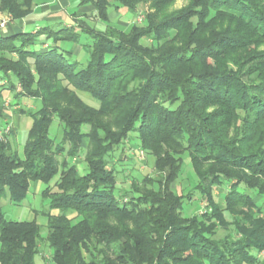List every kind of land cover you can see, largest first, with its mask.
Returning <instances> with one entry per match:
<instances>
[{"label": "trees", "instance_id": "16d2710c", "mask_svg": "<svg viewBox=\"0 0 264 264\" xmlns=\"http://www.w3.org/2000/svg\"><path fill=\"white\" fill-rule=\"evenodd\" d=\"M33 1L0 0V12L20 20ZM87 1L103 22L109 10L134 13L148 3L153 11L128 29L61 27L55 44L38 50L31 47L42 30L0 34V121L9 94L40 101L15 110L31 119L22 156L0 139V198L18 205L39 181L48 210L40 211L43 236L35 217L10 220L0 207V264H37L42 241L51 249L42 264H264L255 201L264 202V0H186L177 10L175 0ZM82 34L90 40L84 65L56 45ZM53 117L62 125L58 141L49 133ZM131 132L159 179L145 175L119 190L113 151ZM84 139L80 171L73 159ZM183 154L196 183L177 195L168 186ZM216 187L225 188L234 232L220 237L227 221ZM194 191L210 210L183 216Z\"/></svg>", "mask_w": 264, "mask_h": 264}, {"label": "rangeland", "instance_id": "374dc122", "mask_svg": "<svg viewBox=\"0 0 264 264\" xmlns=\"http://www.w3.org/2000/svg\"><path fill=\"white\" fill-rule=\"evenodd\" d=\"M186 4V0H175L173 4L170 6V10H177L184 6ZM111 10H109L110 12ZM153 11L148 3H141L138 5L136 11L132 13L133 17L129 21V24L127 26L123 27L128 29L130 24L136 23L141 24L142 21L145 18V15L148 12ZM131 15V13L129 12ZM8 18V15H5L4 13L0 12V19ZM9 22V21H8ZM43 35H40L36 43L31 47L32 49L38 50L41 47V42H43L46 38L41 37ZM51 42L53 41L52 38H50ZM87 40V41H86ZM81 41V40H80ZM83 44H87V42H90V40L86 37L84 39L82 37ZM141 42L143 44L149 43V40L142 39ZM83 54H80L77 61L81 63V65H84L86 62V56H82ZM68 61H73L71 58H67ZM18 87V85H17ZM20 89L19 87L17 90ZM79 96L88 104L92 106H96L97 103L92 100L87 94L84 93H78ZM11 96H8V101H6V111L5 117L1 119L0 121V139L1 140H8L10 143V146L14 149H16L19 152V155L22 156V145L26 138L27 131L31 125V119L27 116H23L15 110L20 107H26L30 108L31 110H35L39 108L40 101L37 98H28L23 97L20 98L21 103L12 104L11 103ZM27 102V103H26ZM14 122H17L14 124ZM61 122L58 120V118L53 117L52 123L49 127V133L51 137L54 138L55 141H58L61 136ZM6 128V129H5ZM83 131H87V126H82ZM87 139H84L82 142V150L78 153L75 159L74 163L77 164L78 169L81 171L83 165V157L85 153V146L87 144ZM138 139L136 132H131L129 134L128 140L124 141V143L120 144L118 147L115 148L113 151V164L116 167L117 173V187L119 190L121 189H128L131 181L133 179H136L137 181H140L143 176H151L153 178L159 179L157 176V171L154 169V158L152 155L147 154L146 152L142 151L138 147ZM183 165L180 171V174L178 178L173 181L168 187V189L172 192H174L177 195H186L189 190H191L195 183L196 179L192 172V168L189 162L188 157L186 154H183ZM58 179V175L55 176L52 181L49 183L50 186L54 183L55 180ZM228 186V185H227ZM225 185V187H227ZM46 185L42 182H31L29 189L27 191V194L25 198L21 201L20 204L16 205L12 202H10L7 198H0V207L2 208V211L5 214V217L10 220H32L33 217H35L37 223L42 227V235L44 236L46 233V223L47 219L46 216L43 215L42 212H47V201L42 198L41 191L43 188H45ZM156 187V186H155ZM239 191H242L244 188L240 186ZM223 192H225V188H214L213 190V199L220 207L222 214L227 221L226 228H218L217 230V237L223 236L227 234L228 232H232L233 225L232 222V215L230 212L224 209V199H223ZM119 191L116 190V194H118ZM250 195H253L251 191H248ZM193 195H195L194 198H192L191 201L184 202L183 204V216H191L194 215H202L205 212H208L210 209L208 208L207 201L205 198L198 199V192L194 191ZM255 201L257 203L262 204V212L261 214L264 215V202H262V199L260 197L255 198ZM238 209H241L239 207ZM56 211H52L51 213H55ZM234 233V232H232ZM51 253V249L44 243V241L40 242L39 244V253L35 257V262L37 264H42L45 260H49V256ZM260 256L264 257V251L260 253Z\"/></svg>", "mask_w": 264, "mask_h": 264}, {"label": "crops", "instance_id": "0c3cea01", "mask_svg": "<svg viewBox=\"0 0 264 264\" xmlns=\"http://www.w3.org/2000/svg\"><path fill=\"white\" fill-rule=\"evenodd\" d=\"M33 3L32 12L25 18L12 20L9 17V22L0 29V34L20 31L34 33L42 30L43 36L41 37L46 38L40 47L43 49L48 45L55 44L53 41L51 42L50 38H56L57 35L54 31L61 27L72 28L76 31H79L80 27L103 30L107 23L125 27L133 17L132 13L130 15L126 9L120 8L117 11L111 10L108 14V21L103 22L96 17L94 6L88 1L83 2V0H34ZM82 37L86 39L85 34H82L81 41L79 40L78 43L63 40L56 42L58 50L64 51L67 58L73 59L74 57V60H78L80 54L85 57L87 48L82 42ZM8 96H11L12 104L21 103L20 98H23H14L12 94ZM16 123L14 122V124Z\"/></svg>", "mask_w": 264, "mask_h": 264}, {"label": "built area", "instance_id": "2783aa9c", "mask_svg": "<svg viewBox=\"0 0 264 264\" xmlns=\"http://www.w3.org/2000/svg\"><path fill=\"white\" fill-rule=\"evenodd\" d=\"M9 20L10 19L8 18L0 19V29H2L8 23Z\"/></svg>", "mask_w": 264, "mask_h": 264}]
</instances>
